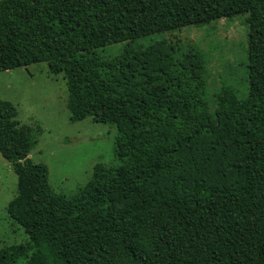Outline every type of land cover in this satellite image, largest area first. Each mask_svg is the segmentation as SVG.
I'll return each mask as SVG.
<instances>
[{
    "label": "trees",
    "instance_id": "obj_1",
    "mask_svg": "<svg viewBox=\"0 0 264 264\" xmlns=\"http://www.w3.org/2000/svg\"><path fill=\"white\" fill-rule=\"evenodd\" d=\"M245 13L248 95L223 85L213 112L197 50L134 44ZM39 62L63 74L72 122L115 126L119 164L56 193L0 100V154L17 177L6 210L29 239L0 264H264V0H0V72Z\"/></svg>",
    "mask_w": 264,
    "mask_h": 264
},
{
    "label": "rangeland",
    "instance_id": "obj_2",
    "mask_svg": "<svg viewBox=\"0 0 264 264\" xmlns=\"http://www.w3.org/2000/svg\"><path fill=\"white\" fill-rule=\"evenodd\" d=\"M247 16L245 13L155 33L134 44L146 47L152 41L166 39L178 55L197 50L208 72L204 99L213 112L216 94L223 85L231 86L239 99L248 95ZM125 46L126 42L108 44L97 52L109 59ZM0 100L13 103L19 126L30 128L34 145L28 157L48 167V182L56 193L74 194L91 178L96 163L119 164L114 155L115 126L90 117L72 122L66 105L65 78L63 74H50L46 62L0 72ZM16 182L10 163L0 154V249L29 240L6 210L17 193Z\"/></svg>",
    "mask_w": 264,
    "mask_h": 264
}]
</instances>
